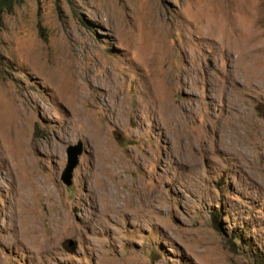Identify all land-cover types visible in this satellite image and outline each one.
Segmentation results:
<instances>
[{
	"label": "rangeland",
	"instance_id": "obj_1",
	"mask_svg": "<svg viewBox=\"0 0 264 264\" xmlns=\"http://www.w3.org/2000/svg\"><path fill=\"white\" fill-rule=\"evenodd\" d=\"M0 264H264V0L5 13Z\"/></svg>",
	"mask_w": 264,
	"mask_h": 264
},
{
	"label": "water",
	"instance_id": "obj_2",
	"mask_svg": "<svg viewBox=\"0 0 264 264\" xmlns=\"http://www.w3.org/2000/svg\"><path fill=\"white\" fill-rule=\"evenodd\" d=\"M82 152L83 146L80 142L75 146H69L66 150V166L60 176V180L66 188H70L72 185L73 171L78 164Z\"/></svg>",
	"mask_w": 264,
	"mask_h": 264
},
{
	"label": "trees",
	"instance_id": "obj_3",
	"mask_svg": "<svg viewBox=\"0 0 264 264\" xmlns=\"http://www.w3.org/2000/svg\"><path fill=\"white\" fill-rule=\"evenodd\" d=\"M23 0H0V30L3 26V15L11 13L15 6L22 4Z\"/></svg>",
	"mask_w": 264,
	"mask_h": 264
}]
</instances>
